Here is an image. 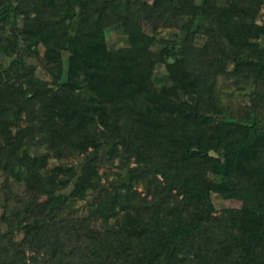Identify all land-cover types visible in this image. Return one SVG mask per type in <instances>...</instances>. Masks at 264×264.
<instances>
[{
    "label": "trees",
    "instance_id": "obj_1",
    "mask_svg": "<svg viewBox=\"0 0 264 264\" xmlns=\"http://www.w3.org/2000/svg\"><path fill=\"white\" fill-rule=\"evenodd\" d=\"M263 4L0 0V264H264Z\"/></svg>",
    "mask_w": 264,
    "mask_h": 264
},
{
    "label": "rangeland",
    "instance_id": "obj_2",
    "mask_svg": "<svg viewBox=\"0 0 264 264\" xmlns=\"http://www.w3.org/2000/svg\"><path fill=\"white\" fill-rule=\"evenodd\" d=\"M257 20L259 22H264V4L262 5L259 13L257 14ZM20 23H21V17L16 16L14 18V22L6 26L4 30V35H10V32H9L10 28ZM105 24L108 25L106 29V42L108 46L118 47V46H124L127 44L126 35L122 33L121 31H119L117 28H114L110 24V21L107 17H105ZM139 26L146 31L155 33L157 36H169L173 30L171 22L165 21V20H155L152 22L143 21L142 23H140ZM22 45H23V42L21 41V44L17 46L16 50L19 51ZM159 47H160V43H156L149 49L148 54H147L150 60L152 62L153 61L155 62V68H152L150 71L146 72V75H145V78H146L145 84L147 88H151V85H152L149 81L150 79L149 75L151 74V71L153 70L155 72L158 71L161 73L164 69V64L160 61ZM42 51H43V47L40 46V54H42ZM1 58L2 57H0V59ZM29 61H32L33 63L36 64L37 66L36 71L38 74L42 75L44 78H49L47 72L42 66V61L38 57L29 58ZM235 84L236 83L230 79H225L224 77H218L217 85L222 92H225V91L229 92L232 89H236ZM239 91H243V92H239ZM247 92H248V88L243 89V90H240L238 88V94L237 92H235V94L237 95L236 96L234 95L231 98L232 101L230 103L232 105V108H239V105H243L245 102L248 101ZM55 162H56L55 160L50 159L49 163L52 164ZM15 189L17 190L18 193H23V190H24L23 186L19 184L15 185ZM33 196L39 200L43 199V196L41 195H33ZM212 201L217 210H220L221 208H224V207H239L242 203L240 199L224 198L215 192L212 193ZM74 205L78 208L79 212H83L84 208L86 207V201L79 200V201H76ZM1 213H2V207L0 206V216H1ZM2 230H3V226L0 222V231ZM21 236H22V233L20 232L15 234V242H14L15 248L19 247Z\"/></svg>",
    "mask_w": 264,
    "mask_h": 264
},
{
    "label": "water",
    "instance_id": "obj_3",
    "mask_svg": "<svg viewBox=\"0 0 264 264\" xmlns=\"http://www.w3.org/2000/svg\"><path fill=\"white\" fill-rule=\"evenodd\" d=\"M21 44V40H19V42H18V45H20Z\"/></svg>",
    "mask_w": 264,
    "mask_h": 264
}]
</instances>
